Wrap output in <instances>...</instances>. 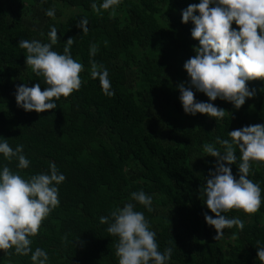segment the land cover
Returning <instances> with one entry per match:
<instances>
[{"label": "trees", "instance_id": "1", "mask_svg": "<svg viewBox=\"0 0 264 264\" xmlns=\"http://www.w3.org/2000/svg\"><path fill=\"white\" fill-rule=\"evenodd\" d=\"M198 2L121 0L97 13L93 0H0V139L14 149L24 145L31 161L18 169L16 158L0 154V166L28 178L49 171L55 162L66 176L58 186L59 206L31 237L33 250L49 253V264H118V238L99 218L139 190L153 197L151 211L133 202L156 232L159 250L172 248L167 264H261L257 241L264 243V163L253 162L249 174L262 188L260 209L224 213L242 219L244 228H225L220 240H214L215 229L204 219V212L215 214L204 204L202 189L216 159L203 145L223 151L217 137L229 139L228 131L264 123V80L247 82L256 94L239 109L219 98L212 101L225 109L218 121L183 111L177 85L188 79L183 63L195 54L198 40L191 37L192 22H181V10ZM50 8L54 17L46 15ZM81 18L88 20L87 33L77 27ZM51 26L58 30L57 52L72 37L71 54L84 65L82 85L61 96L54 110L25 111L17 106L16 86L38 81L43 90L47 85L25 63L27 53L18 41L48 42ZM92 44L98 45L95 56H90ZM93 62L108 69L114 95H105L92 78ZM239 162L231 165L237 178ZM65 234L78 240L66 244ZM30 255L0 250V264H32Z\"/></svg>", "mask_w": 264, "mask_h": 264}, {"label": "clouds", "instance_id": "2", "mask_svg": "<svg viewBox=\"0 0 264 264\" xmlns=\"http://www.w3.org/2000/svg\"><path fill=\"white\" fill-rule=\"evenodd\" d=\"M121 0H93L95 12L119 5ZM49 17L55 9L46 10ZM191 21V37L198 40L193 45L194 55L183 63L187 81L177 85L179 100L186 114H207L216 121L223 119L225 109L212 101L217 98L231 102L239 109L246 98L255 96L247 82L264 80V0H199L181 10V22ZM233 23L238 27H233ZM77 27L88 32L87 18H81ZM58 30L51 26L48 42L38 39H22L19 47L26 50L25 63L32 72L41 77V83L32 86L19 84L15 90L17 106L25 111L42 112L54 110L61 96L68 97L81 88L80 73L84 65L71 54L72 37L67 39L63 52L54 50ZM98 45L90 46V56H95ZM91 76L98 79L103 93L112 96L109 71L93 62ZM195 92L208 97L207 101L196 99ZM229 139L217 137L223 147L212 143L203 145L204 152L215 157L214 167L209 170L202 192L208 212H204L206 223L215 229L214 240L224 236L225 228L234 226L243 230L244 221L239 217L229 218L224 213L240 209L251 214L262 204V188L249 179L253 162L264 163V123L242 126L228 131ZM0 137H3L0 135ZM24 145L10 146L6 138L0 139V154L7 160L16 158L18 169L30 166L31 161L23 154ZM238 165V178L233 175L231 165ZM66 176L55 162L49 163V171L32 174L25 178L7 165L0 166V250L14 249L19 255H30L32 264H49V253L41 247L32 248V236L39 230L42 221L59 206V185ZM131 200L122 207H115L109 215L101 216L100 223L107 224L106 231L118 238L115 254L118 264H167L172 248L159 250L156 232L153 231L142 211L136 209L138 202L152 210L153 197L143 190L130 194ZM66 244L68 234L62 237ZM257 256L264 264V243L257 241Z\"/></svg>", "mask_w": 264, "mask_h": 264}, {"label": "rangeland", "instance_id": "3", "mask_svg": "<svg viewBox=\"0 0 264 264\" xmlns=\"http://www.w3.org/2000/svg\"><path fill=\"white\" fill-rule=\"evenodd\" d=\"M72 9H74V8H72Z\"/></svg>", "mask_w": 264, "mask_h": 264}]
</instances>
